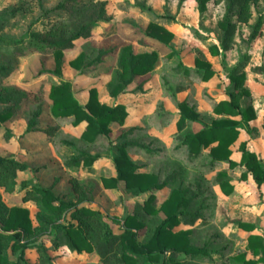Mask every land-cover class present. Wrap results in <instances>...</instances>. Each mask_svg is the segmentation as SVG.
Segmentation results:
<instances>
[{
	"label": "rangeland",
	"instance_id": "obj_1",
	"mask_svg": "<svg viewBox=\"0 0 264 264\" xmlns=\"http://www.w3.org/2000/svg\"><path fill=\"white\" fill-rule=\"evenodd\" d=\"M57 1L59 0H40L44 9H50ZM103 1L106 2L109 19L97 24L91 38L78 41L73 49L64 52L59 76L46 71L54 68L50 54L27 52L24 56L14 58V71L6 83L25 91L27 99L22 104L20 113L0 127V155L14 156L22 160L26 163L27 170L17 173L12 191L7 192L0 188L1 202L8 207H26L32 225L35 226L37 208L34 203L23 200L25 189L20 184L26 181L27 189L49 188L57 195L73 199L70 196V178L75 177L90 187L94 194L92 200L84 199L81 205L98 210L112 225L114 232L118 233L119 228L112 221L122 220L126 214L132 212L136 202L142 203L146 197L127 191L122 182L116 188L102 186L101 178L115 175L110 142L120 131L119 126L111 125L109 136H99L93 143H86L79 137L84 123L73 126L72 118L55 119L51 116L49 87L52 83L65 79L71 83L72 93L81 104L86 102L91 87L96 89L100 101L108 105L123 104L127 116L122 129L134 127L137 141L161 150L158 156L148 157L134 148H129L128 155L138 165V172L158 174L159 183H162L168 173L177 171L178 181L191 191H197L198 187L201 191L207 190L204 196L207 208L203 211V218L191 227L189 238L194 246L206 245L208 255L166 253L165 256H170L182 264H237L235 257L244 252L246 233L237 228L234 221L253 223L256 227L253 233L264 234V190H258L250 179L244 178L240 180L237 192L224 195L217 183L216 174L224 172L229 177L230 185L237 182L243 168L235 164H242L240 147L245 140L250 141L251 148L256 150L264 165V131L257 128L260 127L259 117L264 112V73L253 70L254 67H264V0L249 2V16L245 20L238 19L237 14L232 15L235 30L227 50L221 49L223 33L218 22L225 16L229 0H207L205 11L201 14L195 0H184L182 3L180 0ZM40 2L0 0V11L18 7L3 32L12 37L22 36L29 30L45 33L55 22L62 19L44 13ZM141 4L143 9L139 7ZM150 21L165 24L173 31L174 36L169 45L155 41H150L147 46L137 43L142 37L141 30ZM256 23V37L252 40L251 34ZM125 44L132 45L135 52L155 51L157 60L153 70L139 76L126 93L110 98L107 83L118 68L119 48ZM212 44L219 49L217 56H212L208 51ZM102 47H114L115 50L89 71L80 73L69 67V61L80 52L95 55ZM199 55L212 66L214 76L210 80L202 81L176 73L175 67L178 63L192 66L194 58ZM245 56L247 63L244 71L249 95L240 98V111L250 106L256 111L258 119L251 122L250 130L243 126L239 138L232 145L230 161L233 165L224 162L210 168L209 159L206 158L207 149L202 150L198 156L191 157L186 146L176 147L178 142L174 139L177 132L175 122L179 115L177 102L186 99L193 104L195 112L205 123L224 117L216 115L213 109L220 100L227 97V73ZM37 108L42 111L37 120L38 124L34 130L27 132L30 113ZM47 126H57L58 129L54 135L48 137L42 131ZM192 128L198 130L200 126L195 124ZM62 141H69L83 151L97 154L99 158L89 169L66 168L64 160L72 153V148ZM168 193V185L154 192L157 198L155 207L160 205ZM157 218L163 219L164 216L159 213ZM187 227L179 225L176 229ZM52 237V234L46 235L39 243L54 257L55 264L99 262L95 253H77L63 245L56 246L51 240ZM24 258L29 262H36V249H27Z\"/></svg>",
	"mask_w": 264,
	"mask_h": 264
},
{
	"label": "trees",
	"instance_id": "obj_2",
	"mask_svg": "<svg viewBox=\"0 0 264 264\" xmlns=\"http://www.w3.org/2000/svg\"><path fill=\"white\" fill-rule=\"evenodd\" d=\"M184 0H180L182 3ZM255 0H229L225 16L218 22L222 30L221 49L227 50L235 30L232 15L237 14L238 19L245 20L248 16L249 2ZM40 2V0H39ZM201 13L205 11L207 0H195ZM42 7L41 2L39 3ZM141 9L144 6H139ZM44 13L53 14L62 19L55 22L45 33L29 30L19 37H12L3 32L4 27L18 11V7H11L0 11V127L20 113L27 94L22 89L9 86L6 80L14 71V58L24 56L30 52L50 54L54 61V68L46 70L50 74L59 76L61 73L63 54L75 47L80 40L91 38L93 29L99 22L109 19L106 11V2L103 0H59ZM258 23L255 24L251 39L256 37ZM142 37L138 40L141 45H149L155 41L169 45L173 33L156 21H150L142 30ZM115 50L114 47L99 48L95 55H86L80 52L69 61V67L80 73H85L91 67L103 62L104 58ZM212 56L219 54L215 44L208 48ZM170 57V54L167 55ZM157 60L155 51L135 53L132 46L127 44L119 48L117 70L107 83L108 95L116 97L126 93L137 77L153 70ZM246 56L228 73L229 85L226 93L228 100L216 104L213 111L216 115L224 116L212 119L210 123L201 121L195 112L194 105L186 99L177 102L179 111L175 122L177 132L174 139L178 142L176 147L186 146L189 156L196 157L202 150L207 149L206 158L209 167L219 162L230 161V146L236 140L240 120L250 121L255 118L254 110L248 106L240 112L239 100L248 96L249 91L243 87L245 75L244 66ZM176 73L183 76H195L203 81L209 80L214 71L204 57L194 58L192 67L178 63ZM253 70L264 73V67H255ZM71 83L60 79L49 87L48 99L50 101V114L53 118H72V125L85 123L80 139L86 143H93L99 136H109L111 125L121 129L111 140L110 153L115 169V175L101 178L102 186L108 189L116 188L120 182L124 183L127 191L136 196L145 195L142 203L136 202L130 214L118 221L112 222L118 226L119 232L101 215L98 210L81 205L84 199H93V191L81 180L71 177L70 196L57 195L49 188L27 187L23 181L20 186L25 189L23 200L35 204L36 225H32L29 210L24 206H6L0 200V264H55L41 242L46 235L52 234V242L63 245L68 250L77 253H95L99 262L97 264H182L166 253H183L190 256H207V246L199 247L191 244V227L203 218V211L207 208L205 197L207 190L191 191L178 181L179 173L171 171L162 183H159L158 174L138 172V165L128 155L129 148L148 157L160 154L159 148L137 141L134 127L122 129L127 116L123 104L107 105L98 99L97 91L91 87L88 91L87 101L80 104L72 93ZM42 111L37 108L30 113L26 131H32L38 124V117ZM241 119H235L236 116ZM199 125L193 130V125ZM262 127L264 128V115ZM58 129L57 126H47L43 133L50 137ZM63 144L72 148V153L64 160L66 168L76 170L89 169L98 160L97 154H90L77 148L69 141ZM240 161L251 173L257 184L264 182V169L261 168L256 156L249 152L245 144L240 147ZM27 170V165L14 156L0 155V188L12 191L16 184L17 173ZM216 180L223 194L229 195L233 187L228 183L224 172L216 174ZM168 185L167 197L155 207L157 198L155 191ZM88 197H87V196ZM75 197V199H74ZM78 198V199H77ZM157 203V202H156ZM162 213L164 218L158 219ZM62 220V221H59ZM235 224L244 230H251V225L235 221ZM179 225L187 228L176 229ZM48 232V233H47ZM34 247L37 252L36 262H29L24 258L27 249ZM246 249L253 256L260 255L258 259L246 260L245 254L235 257L237 264H256L264 259V239L258 235L247 237Z\"/></svg>",
	"mask_w": 264,
	"mask_h": 264
},
{
	"label": "crops",
	"instance_id": "obj_3",
	"mask_svg": "<svg viewBox=\"0 0 264 264\" xmlns=\"http://www.w3.org/2000/svg\"><path fill=\"white\" fill-rule=\"evenodd\" d=\"M106 9H107V6H106ZM149 23V22H148ZM147 23V24H148ZM146 24V25H147ZM159 24H161V23H159ZM145 25V26H146ZM161 25H163L167 30H169V31H171L170 30V28L168 27V26H166L165 24H161ZM144 26V27H145ZM143 27V28H144ZM172 33H173V31H171ZM173 36H174V33H173ZM137 43L139 44V45H141L138 41H137ZM125 45H127V44H125ZM132 46V45H131ZM142 46H147V45H142ZM132 48H133V50H134V47L132 46ZM134 52H135V50H134ZM135 53H143V52H135ZM193 65H194V61H193ZM192 65V66H193ZM192 66H188V67H192ZM212 67V66H211ZM245 67H246V65L244 66V69H245ZM255 68V67H254ZM253 68V69H254ZM244 69H243V72H244V75H245V71H244ZM255 71V70H254ZM255 72H257V71H255ZM258 73H260V72H258ZM191 77H195V76H192V75H190ZM214 76V75H213ZM212 76V77H213ZM211 77V78H212ZM138 78V77H137ZM196 78H198V77H196ZM210 78V79H211ZM198 79H200V78H198ZM209 79V80H210ZM65 80V79H64ZM137 80V79H136ZM136 80H135V82L133 83V84H135L136 83ZM201 80V79H200ZM203 81V80H202ZM208 81V80H207ZM132 84V85H133ZM131 85V86H132ZM130 87V86H129ZM243 87L245 88V89H247L248 91H249V89L246 87V75H245V82H244V85H243ZM225 92H226V90H225ZM226 98H223L222 100H228L229 99V97H228V95H227V93H226ZM110 97V96H109ZM243 97V96H242ZM76 98V97H75ZM111 98V97H110ZM99 99V98H98ZM222 100H220V101H222ZM87 101V100H86ZM99 101H100V99H99ZM219 101V102H220ZM79 102V101H78ZM100 102H102V101H100ZM80 103V102H79ZM102 103H104V102H102ZM81 104V103H80ZM84 104V103H83ZM106 104V103H105ZM121 104V103H120ZM108 105V104H107ZM240 106V105H239ZM239 110H240V108H239ZM240 112H242V111H240ZM254 114H255V118L254 119H252V120H250V121H242V120H240L241 119V116L239 115V116H236L235 117V119H238V117H239V119L238 120H240V125H239V128H238V135H237V138H236V140L239 138V136H240V134H241V132L243 131V126H245L246 128V130H250L249 128H252L251 126V122L252 121H254L256 118L258 119V116H257V113H256V111L254 110ZM263 115H264V112L262 113V115L259 117V121H260V127H257V128H259L260 130H262V131H264V128L262 127V122H263ZM219 116V115H218ZM80 124H82V123H80ZM79 124V125H80ZM84 126H85V123H84ZM248 126V127H247ZM84 129V128H83ZM82 132V131H81ZM81 134V133H80ZM79 137H80V135H79ZM235 140V141H236ZM235 141L232 143V145L235 143ZM250 141H242L241 142V144H245V147H246V149L249 151V152H251V153H253L255 156H256V158H257V161L259 162V164H260V166H261V168H263L264 169V165H262V163H261V160H260V157L258 156V153L256 152V150H254L253 148H251V146H250V143H249ZM240 144V145H241ZM232 145L230 146V150H231V155H230V160H231V156H232V153H233V151H232ZM240 158H241V152H240ZM224 162H226V161H224ZM224 162H219V163H224ZM237 164L238 165H240L242 168H243V171L242 172H240V174H239V176H238V179H237V182L235 183V184H233V185H231L232 187H233V189H232V192H237L238 191V189H239V187H240V180L241 179H244V178H247V179H250L251 180V182L255 185V187L256 188H258V190H261V191H263L264 190V182L263 183H261V184H257L256 182H255V180L253 179V177H252V175H251V173L250 172H248V170L246 169V167L244 166V164H241V163H236L235 164V166H237ZM235 166L233 167V168H235ZM147 173V172H146ZM227 176V175H226ZM228 178L229 177H227V181H228ZM228 183H229V181H228ZM230 184V183H229ZM163 188V187H162ZM161 188V189H162ZM160 190V189H159ZM158 191V190H157ZM156 192V191H155ZM222 192V191H221ZM231 192V193H232ZM231 193L229 194V195H231ZM225 195V194H224ZM167 197V196H166ZM162 202V201H161ZM237 221V220H236ZM238 221H240V220H238ZM242 223H247V224H249V225H251V230H244V229H241V228H239L236 224V226H237V228H239L241 231H243V232H245L246 233V236L244 237L245 238V245H244V252H242V253H244L245 254V259L246 260H252V259H258L259 257H260V255H257V256H253L252 255V253L249 251V250H247L246 249V244H247V237L249 236V235H258V236H260V237H262L263 239H264V234L263 233H253V231L256 229V227L254 226V224L253 223H250V222H247V221H241ZM234 223H235V221H234ZM256 264H264V259H262V260H259Z\"/></svg>",
	"mask_w": 264,
	"mask_h": 264
}]
</instances>
